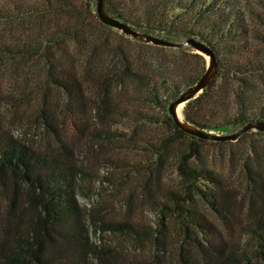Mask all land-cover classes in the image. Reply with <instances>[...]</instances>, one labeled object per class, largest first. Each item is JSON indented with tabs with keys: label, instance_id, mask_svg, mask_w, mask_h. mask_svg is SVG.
<instances>
[{
	"label": "rangeland",
	"instance_id": "obj_1",
	"mask_svg": "<svg viewBox=\"0 0 264 264\" xmlns=\"http://www.w3.org/2000/svg\"><path fill=\"white\" fill-rule=\"evenodd\" d=\"M1 1L6 8L0 11V130L51 152L62 166L70 168L86 226L82 240L65 236L62 232L68 224H58L56 238L48 241L46 251L72 257L71 264H184L183 254L202 249H194L187 234V228L192 233L195 225L186 228L176 212L192 204L187 192L193 180L179 167L186 157L190 166L212 169L236 197L226 202L227 217L204 209L227 229L230 242L245 249L241 264H264L263 250L246 227L264 214V130L252 128L238 140L200 141L179 132L171 121L172 99L167 100V91L162 93L163 103L154 97L152 80L172 79L186 87L205 72L209 55L142 40L95 14L85 34L48 45L62 56V50H69L62 61L82 84L81 91L74 93L54 81L47 53L23 55L13 49L28 39L46 43L47 34L68 27L75 16L50 9L44 19L22 21L9 0ZM93 1L92 8H96ZM86 51L90 52L85 56ZM257 77L262 82L264 72ZM227 101L231 105L234 95ZM206 111V120L218 118ZM235 130L230 126L214 131ZM249 166L261 170V183L253 185ZM199 183L206 188L204 182ZM17 188L20 206L16 213L24 215L18 221L11 212L16 192L13 181L4 184L0 180V264H35L24 253L25 247L22 254L18 251L20 245L10 236L27 229L25 216L29 211L41 212L42 205L32 186ZM26 191L36 198L30 205L25 202ZM118 223L131 224L133 229ZM204 236L200 233L207 249ZM210 250L203 251L212 261Z\"/></svg>",
	"mask_w": 264,
	"mask_h": 264
},
{
	"label": "trees",
	"instance_id": "obj_2",
	"mask_svg": "<svg viewBox=\"0 0 264 264\" xmlns=\"http://www.w3.org/2000/svg\"><path fill=\"white\" fill-rule=\"evenodd\" d=\"M79 1L49 0L44 4L29 0L8 1L12 3V9L22 21L35 17L44 19V13L50 12V9L65 11L75 16L76 21L68 27L47 34L46 43L38 38L28 39L13 49V52L17 51L16 53L23 55L47 53L49 73L54 81L74 93L81 91L82 84L75 72L67 68L62 61L66 59L69 50H62L65 56L63 57L52 52L48 45L85 34L86 26L90 25L88 21L94 18L95 14L98 15V0L95 1L96 8H92L94 1L92 5L91 0H81L80 3ZM105 6L110 14L139 30L177 41L194 36L214 49L218 61L217 73L197 97L185 104L183 114L188 122L220 132L226 127L233 126L238 129L249 121L264 120V79L260 82L258 77L255 78L256 74L264 72V0H105ZM4 8L6 6L0 0V11ZM180 49L196 50L192 45H185ZM89 52L86 51L83 55L86 56ZM194 53L203 55L197 50ZM73 73L76 79L72 76ZM198 79L199 77L191 79L183 88L179 82L172 79L152 80L154 97L163 103L162 93L167 91V100H173ZM231 95H234V101L230 105L227 99ZM206 109L215 113L218 118L213 121L206 120ZM170 119L179 132L200 141H225L193 135L181 128L174 118ZM247 132L248 130L242 135ZM186 159L184 157L181 160L179 167L184 176L193 180V185L187 192L192 204L189 202V207L176 212L182 216V223L186 228L188 225H195L191 226L192 233L190 228H187V234L194 241V249H202L199 253L183 254V263L241 264L247 253L245 249L235 242H230L227 229L220 226L209 211L204 209L208 207L210 211L216 210L220 215L227 217L230 211L226 210V202L234 197L229 193L232 190L224 185L223 180L212 169L190 166ZM260 172V169L249 166L253 185L262 182ZM0 180L4 184H9L12 180L15 191L19 190L17 186L20 184L32 186L42 205L41 212L30 214L29 211L25 216L27 229L11 234V241L20 245L18 251L21 250L22 254L25 247L24 253L29 254L35 264H71L72 257L56 251H46L48 241L56 238L55 229L58 224H68L65 232H62L67 233L65 236L86 239V226L74 191L76 181L70 168L62 166L60 160L51 152L39 150L12 136L8 131L0 130ZM199 181L204 182L206 188L201 187ZM17 193L18 191L14 193L11 203L14 220L24 216L22 213H16L20 206L16 201ZM25 193L28 196L26 204H32L30 201L36 199L35 196L32 199V193ZM177 201L180 202L181 199ZM200 202L205 206H201ZM30 207L33 209V206ZM178 209H181L180 205ZM119 225L124 229H133L131 224ZM246 227L264 253V214L256 216ZM202 232L205 235L204 241L208 244L207 249L212 248V261L204 254L203 250L207 249L202 246ZM43 233L46 234L45 237ZM44 241L47 243L43 244ZM10 256L12 262L13 255Z\"/></svg>",
	"mask_w": 264,
	"mask_h": 264
},
{
	"label": "water",
	"instance_id": "obj_3",
	"mask_svg": "<svg viewBox=\"0 0 264 264\" xmlns=\"http://www.w3.org/2000/svg\"><path fill=\"white\" fill-rule=\"evenodd\" d=\"M97 11L99 17L107 24L118 27L128 34H131L142 40L148 42H153L161 45L182 47L185 45H192L196 48L197 51L209 55V63L205 72L199 77L197 81L190 84L186 89H184L175 99L169 103V111L172 114L175 122L187 132L202 137L210 138L216 140H237L243 133L252 128H257L264 130V120H252L236 129L233 132L228 133H218L213 130H207L195 124L188 122L184 116H180L179 106L183 105L190 101L191 99L197 97L204 88L211 82L214 76L217 73L218 61L216 52L214 49L205 41L198 39L194 36L188 37L183 41L171 40L162 36H159L154 33L146 32L139 30L133 27L130 23L125 22L124 20L110 14L106 10L105 0H98L97 2Z\"/></svg>",
	"mask_w": 264,
	"mask_h": 264
},
{
	"label": "bare ground",
	"instance_id": "obj_4",
	"mask_svg": "<svg viewBox=\"0 0 264 264\" xmlns=\"http://www.w3.org/2000/svg\"><path fill=\"white\" fill-rule=\"evenodd\" d=\"M179 113H180V116L183 115V105H180L179 106ZM183 117V116H182Z\"/></svg>",
	"mask_w": 264,
	"mask_h": 264
}]
</instances>
